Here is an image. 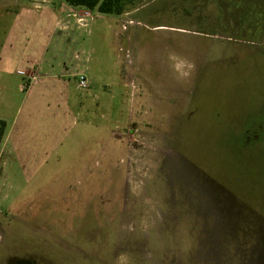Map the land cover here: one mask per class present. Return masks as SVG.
I'll return each mask as SVG.
<instances>
[{
	"label": "rangeland",
	"instance_id": "374dc122",
	"mask_svg": "<svg viewBox=\"0 0 264 264\" xmlns=\"http://www.w3.org/2000/svg\"><path fill=\"white\" fill-rule=\"evenodd\" d=\"M0 119V264H264V0H0Z\"/></svg>",
	"mask_w": 264,
	"mask_h": 264
},
{
	"label": "trees",
	"instance_id": "16d2710c",
	"mask_svg": "<svg viewBox=\"0 0 264 264\" xmlns=\"http://www.w3.org/2000/svg\"><path fill=\"white\" fill-rule=\"evenodd\" d=\"M71 7H82L88 11H97L101 14L122 15L133 7L139 0H63ZM7 124L0 119V145L6 132Z\"/></svg>",
	"mask_w": 264,
	"mask_h": 264
},
{
	"label": "built area",
	"instance_id": "2783aa9c",
	"mask_svg": "<svg viewBox=\"0 0 264 264\" xmlns=\"http://www.w3.org/2000/svg\"><path fill=\"white\" fill-rule=\"evenodd\" d=\"M79 86L81 88H85L86 87V83H87V80L84 76H80V79H79Z\"/></svg>",
	"mask_w": 264,
	"mask_h": 264
}]
</instances>
